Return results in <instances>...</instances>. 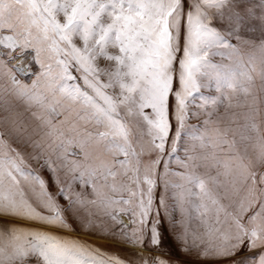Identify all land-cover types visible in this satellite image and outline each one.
Segmentation results:
<instances>
[{
	"label": "snow or ice",
	"instance_id": "snow-or-ice-1",
	"mask_svg": "<svg viewBox=\"0 0 264 264\" xmlns=\"http://www.w3.org/2000/svg\"><path fill=\"white\" fill-rule=\"evenodd\" d=\"M257 6L0 0V264H264Z\"/></svg>",
	"mask_w": 264,
	"mask_h": 264
},
{
	"label": "rangeland",
	"instance_id": "rangeland-1",
	"mask_svg": "<svg viewBox=\"0 0 264 264\" xmlns=\"http://www.w3.org/2000/svg\"><path fill=\"white\" fill-rule=\"evenodd\" d=\"M190 2L191 0H185V4H186V10H187V6L190 5ZM235 3L239 4V6L241 8H244V7H248V6H253V5H258L259 4V0H234ZM235 6V4H234ZM262 12H264V10H262L260 7H256L255 8V15L257 17H259ZM213 16H214V20H213V23L215 26L217 27H224L225 25L221 22L220 18H219V15L218 14H215L213 13ZM251 26H254L256 28V32H255V35L256 36H259L260 35V21L259 19H254L252 22H251ZM192 123H196V121H192ZM44 175L47 177V173H44ZM81 240L85 241V242H91L93 243L94 245H100L101 247H104V245L102 244L101 241H98V240H95L94 238H91V237H88V236H81L79 237Z\"/></svg>",
	"mask_w": 264,
	"mask_h": 264
}]
</instances>
